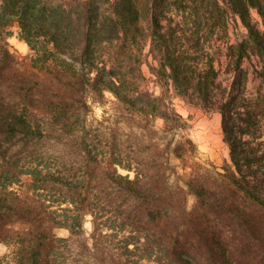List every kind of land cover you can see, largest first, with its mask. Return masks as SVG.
<instances>
[{
  "label": "trees",
  "instance_id": "1",
  "mask_svg": "<svg viewBox=\"0 0 264 264\" xmlns=\"http://www.w3.org/2000/svg\"><path fill=\"white\" fill-rule=\"evenodd\" d=\"M77 2L0 0V244L13 264H264V0H150L147 27L136 0ZM88 89L115 97L125 130L88 126ZM174 97L220 114L230 157L194 163L182 185L171 158L194 161L196 145Z\"/></svg>",
  "mask_w": 264,
  "mask_h": 264
},
{
  "label": "rangeland",
  "instance_id": "2",
  "mask_svg": "<svg viewBox=\"0 0 264 264\" xmlns=\"http://www.w3.org/2000/svg\"><path fill=\"white\" fill-rule=\"evenodd\" d=\"M67 10H74L77 8L78 0H58ZM101 8L104 10L112 9V1L113 0H97ZM134 1V0H133ZM139 3L140 11H141V23L144 27H147V19L152 13L150 0H136ZM166 9V8H165ZM168 11V10H166ZM168 16H171L175 19L178 18L176 16L178 14L177 10H173V14L171 12H167ZM159 20L165 24L166 20L160 14H157ZM252 18L254 22H256L259 28L262 30L263 25L261 23V18L256 13V11H252ZM242 28V27H241ZM242 30V29H241ZM9 36L7 42L12 51H14L17 55L23 57L30 53V49L28 45L22 40L19 36V27L17 24H14L9 29ZM147 35V31H144V36L142 40L145 39ZM221 34H214V39L218 41L221 40ZM229 37L231 42L235 39L234 30L230 29ZM142 46H135L136 49H144L145 40L141 42ZM124 45H128L125 40L119 41L115 48L122 47ZM113 48V47H112ZM148 47H145L144 53L147 52ZM223 61V66L220 71V80L223 84L227 83V71H226V57L223 55L221 57ZM124 68L123 71L128 73L129 75L135 77L140 73L137 71V65L126 58H124ZM255 61L246 60L244 62V67H246L250 72V83L249 90L253 92L259 82L254 78L255 67L253 66ZM142 69V82L144 84H148L152 87V83L149 82L150 73L148 71L147 66L144 64L141 67ZM86 100L89 106L88 116H87V124L88 126H97L100 122L104 124L105 127L111 129H118V133L125 130L123 127L125 124H122L123 121H127L126 117L123 116V113H120L118 103L115 97L109 91H103L102 94L96 92L95 90L88 89L86 94ZM173 104L178 113L182 115L183 118L187 120L188 128L185 132L188 137H190L196 145V159L192 162H182L181 160L172 157L171 163L174 169H172L170 173L169 180L172 184H183L184 179L187 178L188 174L192 171V167L194 163H198L204 165L208 168H212V166L219 167L223 164L225 160L229 161V149L227 145L223 141V134L221 129V116L216 111L210 110L204 106L188 103L181 99L180 97L173 98ZM125 123H128L125 122ZM158 125H161L162 122L160 120L157 121ZM119 127V128H118ZM193 167V168H194ZM123 174H129L131 178H133V173H128L126 171H122ZM195 203V199L192 196L188 197V206L192 208ZM86 233L89 234L92 230V224L90 219L88 218L85 223ZM58 236L67 237L69 233L64 229H56L54 231ZM14 246L12 244H0V264H13L14 256H13Z\"/></svg>",
  "mask_w": 264,
  "mask_h": 264
}]
</instances>
